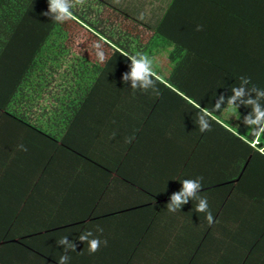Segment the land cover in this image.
<instances>
[{"label":"crops","instance_id":"0c3cea01","mask_svg":"<svg viewBox=\"0 0 264 264\" xmlns=\"http://www.w3.org/2000/svg\"><path fill=\"white\" fill-rule=\"evenodd\" d=\"M104 1L125 12L120 7L124 0ZM172 2L162 0L160 20ZM187 3L180 0L175 6L177 13H186V23L181 22L184 31L204 35L199 40L206 43L213 41L214 13L207 7L190 12ZM140 20L152 29L159 24ZM175 46L174 41L155 42L151 53L144 54L152 59L159 83L165 87L156 82L144 89L138 83L134 90L131 79L124 81L129 64L122 55L114 58L105 53L107 65L97 75L89 67L93 76L100 77L93 92L102 112L88 111L96 108L94 102L87 106L86 115L93 120L87 134L79 131L78 123L62 124L67 128L65 133L58 132L63 134L60 141L41 134H16L24 129L17 131L18 120L3 113L9 103L0 106V264H57L64 253L56 241L63 236L76 244V250L68 252V264H264V204L259 198L264 194V179L257 180L249 167L244 181L224 184L230 175H242L246 165L240 171L246 155L240 152V143H234V134L248 131L251 141H258L260 137L251 130L256 124H240L246 117L253 116L254 121L255 107L264 112V104L242 87L243 95L235 100L238 107L228 105L234 93L224 89L230 82L219 69L207 65L209 55L172 56ZM91 52L88 48L80 60L97 61ZM14 54L11 48V68H15ZM59 71L42 79V88L65 99L64 72ZM53 81L56 85L50 87ZM0 90L5 92L2 84ZM26 92L33 89L26 88L24 97L11 94L9 107L13 111L22 106L20 115L33 121L54 98L33 99ZM221 96L225 103L215 111ZM201 109L211 114V131L199 130ZM263 137L258 152L264 148ZM62 139L72 148L65 147ZM82 152L91 154L99 165ZM260 169L264 178V167ZM190 175L202 178V185L213 183L216 175L214 188L199 193L208 201L212 223L205 213L196 211L198 200L189 199L172 214L165 207L170 199L160 198L180 191L183 185L177 181ZM86 232L93 234L89 240L101 241L94 254L86 241L79 240Z\"/></svg>","mask_w":264,"mask_h":264},{"label":"trees","instance_id":"16d2710c","mask_svg":"<svg viewBox=\"0 0 264 264\" xmlns=\"http://www.w3.org/2000/svg\"><path fill=\"white\" fill-rule=\"evenodd\" d=\"M178 1L180 0H173L157 27L153 29L152 35L144 42L141 39H136L137 35L126 31L129 29L126 26L136 27L142 22L104 0H84L82 4L72 0L73 7L70 9L72 18L64 22L53 20L55 14L43 15L49 11V0H0V84L5 87V92L0 90V106L6 102L9 103L8 107L2 109L3 113L18 120L17 123L20 126L15 127L17 131L24 129L16 134L23 132L25 134H41L54 139V141H60L63 134L58 132L65 133L67 128L64 129L62 124L71 126L78 123L79 131L85 134L92 130L91 122L93 120L86 115L87 106L90 103L93 106L92 102L95 103V106L97 105L99 97L93 92V88L100 77H95V75L103 72L108 61L106 63L98 62L99 60L95 62L81 61L80 56L76 58L75 55V59H73V55L69 52L77 38L75 30L80 27L87 30V34L90 36L88 38V40L90 39L89 49L93 53L96 54L98 51L95 45H100V51L114 54V58L115 55H122L128 61V73L131 72L132 66L129 56L139 58V55H144L145 52L151 53L157 38L175 42L176 50L172 51V56L209 55L208 61H206L207 65L219 69L224 74L225 81L230 82L226 83L224 91L243 87L250 91L253 95L251 97L259 100L261 105L264 104V0H186L188 2L186 10L190 12L200 7H207L209 12L214 13L212 21L217 23V28L214 31V40L209 43L199 40L204 35L189 30L184 31V25L181 22L186 23L187 17L184 12L183 14L177 13L178 10L175 9V6ZM181 10L183 8H180ZM107 11L109 12L107 13ZM121 18L123 19L122 24L127 21L124 28L123 25L119 26L118 24L120 23L118 20L122 22ZM128 20L132 23H129ZM207 37L210 38L211 35L208 34ZM221 37L223 40L220 39ZM11 48L16 53L13 61L15 68H11ZM237 59L239 62H235ZM65 62H68V69L66 67L63 69L64 73H61L66 85V89L63 91L65 99H61L52 91H48L47 88H42L45 82L42 79L48 80L50 76L60 72L59 70L64 67ZM89 67L97 72L94 76ZM11 69L15 71L14 74H11ZM43 72L45 75L42 78ZM244 78L250 79L245 83ZM159 81L156 82L159 83ZM157 83H153V85L156 86ZM159 84L165 87L163 83ZM30 87L33 92L26 93L33 94V99L39 97L51 101V97L54 98L53 102L44 106L43 115L33 121L30 117L21 116L22 106L13 111L9 107L11 94L15 93L24 97L26 88ZM4 106L6 105L2 107ZM29 108L31 107L29 106ZM240 108L243 110L241 106ZM88 111L102 112L101 104L99 103L95 109L89 108ZM251 117L247 118L252 120ZM9 122L11 124V121ZM240 125L251 127L254 124L241 122ZM257 126L256 124L254 128L256 129ZM240 134H234L237 138L234 143L239 142L240 152L246 155L240 161V171L244 164L246 165L242 175L233 174L224 180V184L230 186L240 180V182L244 181L249 167H253L249 169V172L257 180L264 179L261 178L263 170L260 169V167H264V155L258 152V147L263 143L261 141L262 134L258 141L256 139L255 144L251 143L253 137L251 132ZM61 142L65 147L72 148L68 145L67 139L66 141L62 139ZM87 146L90 145L87 144ZM82 153L88 160L99 165L98 160L91 154ZM192 176L194 175L187 178L181 177L177 182L181 183L185 179H192ZM208 176L212 178L211 175ZM213 178L212 181L217 182L216 175ZM214 182L201 184V191L205 188H214L216 184ZM166 193L160 195L161 200L170 199L173 194L172 192ZM259 198H262L264 204V194L259 195ZM16 242L22 245L20 240Z\"/></svg>","mask_w":264,"mask_h":264},{"label":"clouds","instance_id":"9594fccd","mask_svg":"<svg viewBox=\"0 0 264 264\" xmlns=\"http://www.w3.org/2000/svg\"><path fill=\"white\" fill-rule=\"evenodd\" d=\"M76 3L82 4L84 0H75ZM73 7L72 0H49V11L43 13L45 16L54 15L53 20L56 22H64L70 18H72V11L70 10ZM200 30V27L198 28ZM98 51L96 52V56L99 61L103 62L106 59V56L103 51H100V45H96ZM132 60L131 72L129 74H125L124 81L127 82L128 79L132 80V87L135 90L138 83L139 86L147 89L149 85L156 83L159 80V77L156 76L153 70V61L146 55H139L137 56H130ZM248 79L244 78V82L247 83ZM234 95L228 99V105L236 106L235 100L243 95V88H234L233 90ZM224 102V97L221 96L218 101H216L214 110L219 111L220 105ZM248 103H254L253 101H248ZM256 112V119L250 120L249 118H245V123H253L257 125H261L258 129H251L253 135L259 137L261 134H264V112L260 111L259 107H255ZM210 112L205 111L203 109L200 110V114L197 118V123L199 124V130L201 132L211 131V124H210ZM21 150L27 151V149L23 146H19ZM255 147V145H253ZM260 154L264 155V148L259 149ZM202 178L197 179H185L182 183V189L178 192H175L171 195L170 202L167 204L169 212H176L181 209V206L187 204L189 199L191 200H198V204L196 207L197 212L205 213L206 219L209 223H212L213 216L211 211L209 210L208 201L206 198H202L199 196V192L202 189L201 185ZM98 231L102 232L103 230L98 228ZM93 234L92 232H86L79 236V240L86 241L88 243V251L90 254H94L100 249L101 241L98 238H93L89 240ZM57 246H63V255L60 256L57 264H68L70 257L68 255L69 251L76 250V244L74 242H70L67 236L61 237L59 240L56 241ZM104 244H107V241H104Z\"/></svg>","mask_w":264,"mask_h":264},{"label":"rangeland","instance_id":"374dc122","mask_svg":"<svg viewBox=\"0 0 264 264\" xmlns=\"http://www.w3.org/2000/svg\"><path fill=\"white\" fill-rule=\"evenodd\" d=\"M156 1L157 0H154V1H150V0H124V2L120 5V7L123 8L126 13L136 17L137 19H139V20L143 19L149 23H152V25H156L160 22V18L162 16L161 10L162 11L164 10L163 7H161L162 0H160V2H158V1L156 2ZM157 3H159V5ZM108 12L109 11H107V13ZM118 22H120V23H118ZM118 22L117 23L119 24V26L123 25L122 26L123 28L127 24V21H125L126 23L122 24L123 19H122V22L120 20H118ZM129 23H132V22L129 21ZM127 27L129 29H126V31H129V33H131V34L137 35L136 39H141L144 42L153 33V29L150 26L148 27V25L142 24V23H140L136 27H133V26L129 27V25L126 26V28ZM75 32H76L77 38L74 41V43L72 45V49L70 50L69 53H73L75 56H79L80 54L87 52V50L89 48L88 42L90 40V39L88 40V38L90 36L87 34V30L83 29V27L76 28ZM156 42L162 43L163 39L157 38ZM159 56H160V62L162 63L161 55H159ZM66 67L68 69V62H65L64 67L61 69H65ZM61 79H62V81H64L62 77H61ZM54 85H56V81H53L50 84V87H53ZM165 207H167V206H165ZM171 213L174 214L175 212L174 213L171 212ZM8 230L12 232V224L9 226Z\"/></svg>","mask_w":264,"mask_h":264},{"label":"built area","instance_id":"2783aa9c","mask_svg":"<svg viewBox=\"0 0 264 264\" xmlns=\"http://www.w3.org/2000/svg\"><path fill=\"white\" fill-rule=\"evenodd\" d=\"M256 142H257L256 139H253L252 144H255Z\"/></svg>","mask_w":264,"mask_h":264},{"label":"water","instance_id":"95a60500","mask_svg":"<svg viewBox=\"0 0 264 264\" xmlns=\"http://www.w3.org/2000/svg\"><path fill=\"white\" fill-rule=\"evenodd\" d=\"M13 241H16V239H14Z\"/></svg>","mask_w":264,"mask_h":264}]
</instances>
